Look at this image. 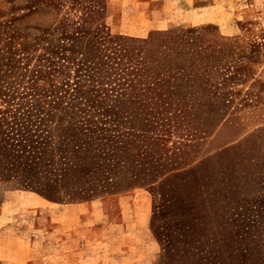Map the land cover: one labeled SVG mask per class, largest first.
Returning <instances> with one entry per match:
<instances>
[{"label": "trees", "instance_id": "1", "mask_svg": "<svg viewBox=\"0 0 264 264\" xmlns=\"http://www.w3.org/2000/svg\"><path fill=\"white\" fill-rule=\"evenodd\" d=\"M85 16L60 26L46 56L18 60L25 46L3 52L0 183L50 202L86 201L161 188L197 159L189 154L205 121L209 132L228 124L264 140L263 30L222 37L208 23L136 38L110 35L102 23L91 32ZM81 73L89 84L70 87ZM41 83L52 96L47 109L45 94L37 105L27 97ZM201 108L207 114L196 123ZM254 248L264 263V238Z\"/></svg>", "mask_w": 264, "mask_h": 264}, {"label": "rangeland", "instance_id": "2", "mask_svg": "<svg viewBox=\"0 0 264 264\" xmlns=\"http://www.w3.org/2000/svg\"><path fill=\"white\" fill-rule=\"evenodd\" d=\"M81 16L91 32L102 23L110 35L144 38L209 23L233 37L264 31V0H0V67L16 46L26 47L18 60L46 56L60 26ZM256 73L264 81V64ZM68 83L79 90L89 81L81 73ZM47 84L28 101L37 105L45 94L47 109ZM194 113L203 123L205 108ZM204 124L189 154L197 159L161 188L58 203L0 183V264H264L254 255L264 238V140Z\"/></svg>", "mask_w": 264, "mask_h": 264}]
</instances>
